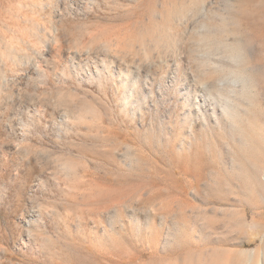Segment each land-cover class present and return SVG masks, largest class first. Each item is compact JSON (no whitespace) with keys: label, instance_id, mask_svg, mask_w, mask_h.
<instances>
[{"label":"rangeland","instance_id":"obj_1","mask_svg":"<svg viewBox=\"0 0 264 264\" xmlns=\"http://www.w3.org/2000/svg\"><path fill=\"white\" fill-rule=\"evenodd\" d=\"M0 264H264V0H0Z\"/></svg>","mask_w":264,"mask_h":264},{"label":"bare ground","instance_id":"obj_2","mask_svg":"<svg viewBox=\"0 0 264 264\" xmlns=\"http://www.w3.org/2000/svg\"><path fill=\"white\" fill-rule=\"evenodd\" d=\"M191 3H192V2H191ZM195 5H196V4H195ZM192 7H193V6H192ZM192 10H193V9H192ZM202 11H204V10H202ZM202 11H201V14H202ZM183 12H184V11H183ZM184 13H186V11H185ZM188 14H189V13H188ZM201 14H200V15H201ZM183 15H184V14H183ZM183 15H182V16H183ZM194 15H195V14H194ZM194 15H193V16H194ZM203 15H204V13H203ZM187 17H189V16H187ZM183 18H185V16H183ZM183 18H181L182 21H183ZM196 18H197V17H196ZM197 20H198V19H197ZM197 20H196V21H197ZM179 21H180V20H179ZM186 21H187V20H186ZM186 21H185V22H186ZM194 21H195V17H193V23H194ZM180 22H181V21H180ZM185 22H184V23H185ZM188 23H189V22H188ZM190 23H192V21H191ZM193 23H192V24H193ZM198 24H199V23H198ZM182 25H183V24H182ZM182 25H181V26H182ZM193 25H194V24H193ZM186 26L189 27L188 24H187ZM186 26H185V27H186ZM195 26H197V24H196ZM190 27H192V26H190ZM193 28H194V26H193ZM194 29H195V28H194ZM194 29H191V30H194ZM188 30H189V29H188ZM202 30H203V29H202ZM51 36H52V35H51ZM53 37H55V36H53ZM169 38H170V37H169ZM54 39H55V38H54ZM57 39H58V38H57ZM170 39H171V38H170ZM49 40H50V38H49ZM235 40H236V39H235ZM227 41H228V40H227ZM235 42H236V41H235ZM235 42H234V45H235ZM229 43H232L231 45H233V42H229ZM236 43H238V42H236ZM55 44H56V43H55ZM153 44H154V43H153ZM220 44H221V43H220ZM149 45H150V44H149ZM227 45H228V42H227ZM234 45H233V46H234ZM240 45H241V44H239V46H240ZM151 46H152V45H151ZM228 46H229V45H228ZM229 47H230V46H229ZM231 47H232V46H231ZM236 47H238V46L236 45ZM131 48H132V47H131ZM133 48H135V47H133ZM145 48H146V47H145ZM226 48H228V47H226ZM232 48H233V47H232ZM241 48H242V46H240L239 49H241ZM126 49H127V48H126ZM150 49H151V47H150ZM233 49H234V48H233ZM235 49H236V48H235ZM239 49H238V53H240V55H241V54L243 53V52H242L243 50L241 49V52H242V53H241V52H239V51H240ZM142 50H143V49H142ZM230 50H231V49H230ZM232 51H233V50H232ZM234 51H235V50H234ZM234 51H233V52H234ZM79 52H80V51H79ZM87 52H88V51H87ZM135 52H136V51H135ZM89 53H90V52H89ZM131 53H132V52H131ZM235 53H236V51H235ZM136 54H137V53H136ZM144 54H145V53H144ZM232 54H233V53H232ZM129 55H130V54H129ZM161 55H162V54H161ZM236 55H237V54H236ZM238 55H239V54H238ZM238 55H237V56H238ZM240 55L238 56V60H239ZM149 56H150V55H149ZM232 56H235V55L233 54ZM237 56H236V58H237ZM130 57H131V55H130ZM228 57H229V56H228ZM242 57H243V56L240 57L241 60L243 59ZM131 58H132V57H131ZM145 58H146V57H145ZM147 58H148V57H147ZM231 58H232V57H231ZM233 58L235 59V57H233ZM228 60H229V59H228ZM230 60H231V59H230ZM230 60H229V61H230ZM80 61H81V60H79L78 64H79L80 66H82V65L80 64ZM226 61H227V60H226ZM234 61H235V60H234ZM234 61H233V62H234ZM239 61H240V60H239ZM242 61H243V60H242ZM242 61H241V62H242ZM237 62H238V61H237ZM237 62H236V64H237ZM35 64H36V63H35ZM238 64H239V63H238ZM37 65H38V64H37ZM37 65H36V67H37ZM132 65H133V64H132ZM237 66H238V65H237ZM137 67H138V68H136V69L138 70V69H139V66H137ZM232 67H233V66H232ZM32 68H33V67H32ZM37 68H40L39 65H38ZM37 68H35V71L37 70ZM215 68H217V67H215ZM213 69H214V68H213ZM225 69H226V68H225ZM230 69H232V68L230 67ZM223 70H224V69H223ZM223 70H222V71H223ZM233 70H234V69H233ZM235 70H236V69H235ZM235 70H234V71H235ZM39 71H40V69H39ZM219 71H221V70H219ZM227 71H228V70H227ZM37 72H38V71H37ZM229 72H230V71H229ZM235 72H236V71H235ZM237 72H238V71H237ZM213 74H215V73H213ZM217 74H219V72H218ZM217 74H216V75H217ZM233 74H234V73H233ZM233 74H232V75H233ZM239 74H240V72H239ZM216 75H215V76H216ZM234 75H235V74H234ZM248 75H249V74H248ZM215 76H214V77H215ZM217 76H218V75H217ZM229 77H230V76H229ZM234 77H235V76H234ZM126 78H127V77H126ZM223 78H224V77H223ZM250 78H251V76H250ZM227 79H228V78H227ZM229 79H230V78H229ZM235 79H236V78H235ZM237 79H238V78H237ZM212 80H213V79H212ZM214 80H215V79H214ZM230 80H231V79H230ZM225 81H226V79H225ZM227 81H228V80H227ZM231 81H233V80H231ZM231 81H230V82H231ZM241 81H243V80L241 79ZM245 81H246V79H245ZM247 81H248V80H247ZM210 82H211V81H210ZM213 82H214V81H213ZM221 82H222V81H221ZM216 83H217V82H216ZM248 83H250V82H248ZM245 84H246V83H245ZM250 85H251V84H250ZM245 86H246V85H245ZM252 88H253V87H252ZM248 89H249V88H248ZM245 90H246V89H245ZM249 90H250V89H249ZM250 91H252V90H250ZM245 93H246V92H245ZM72 102H73V101H72ZM74 104H75V103H74ZM76 106H77V105H76ZM226 109H227V108H226ZM230 109H231V108H230ZM65 111H66V110H65ZM230 114H231V113H230Z\"/></svg>","mask_w":264,"mask_h":264}]
</instances>
